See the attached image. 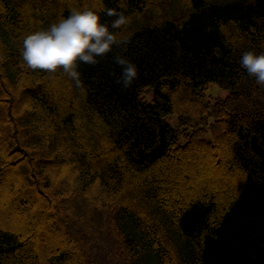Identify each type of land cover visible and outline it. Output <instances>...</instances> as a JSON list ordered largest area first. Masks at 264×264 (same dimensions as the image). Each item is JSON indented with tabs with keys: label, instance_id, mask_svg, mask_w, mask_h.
Instances as JSON below:
<instances>
[{
	"label": "trees",
	"instance_id": "trees-1",
	"mask_svg": "<svg viewBox=\"0 0 264 264\" xmlns=\"http://www.w3.org/2000/svg\"><path fill=\"white\" fill-rule=\"evenodd\" d=\"M83 8L123 12L130 42L80 64L79 87L27 68L23 38ZM248 50L264 52V0H0V264H264ZM213 83L225 100L207 102Z\"/></svg>",
	"mask_w": 264,
	"mask_h": 264
},
{
	"label": "clouds",
	"instance_id": "clouds-1",
	"mask_svg": "<svg viewBox=\"0 0 264 264\" xmlns=\"http://www.w3.org/2000/svg\"><path fill=\"white\" fill-rule=\"evenodd\" d=\"M105 14L116 17L110 25L102 21L101 10L73 9L46 29L27 34L22 42L23 63L31 70L63 72L79 87L82 83L80 64L95 66L114 48L130 42L119 38L114 31L126 26L130 18L114 9H107ZM113 62L121 69L116 82L124 89L130 88L138 77L136 64L120 54L113 57ZM239 65L257 85L264 86V52H243Z\"/></svg>",
	"mask_w": 264,
	"mask_h": 264
},
{
	"label": "rangeland",
	"instance_id": "rangeland-1",
	"mask_svg": "<svg viewBox=\"0 0 264 264\" xmlns=\"http://www.w3.org/2000/svg\"><path fill=\"white\" fill-rule=\"evenodd\" d=\"M205 95H206L207 102L214 103L215 100H225L229 96V91L222 88L219 84L213 83L208 88V90H206ZM144 96L146 99H149V100L151 99V94H149L148 96L145 94ZM172 123H173V125H175L174 120H172ZM180 141L182 144L185 143V140L183 139V137H181ZM209 168H210V166H209ZM2 209L3 208H1L0 210H2ZM9 225L13 226L12 223H10Z\"/></svg>",
	"mask_w": 264,
	"mask_h": 264
}]
</instances>
